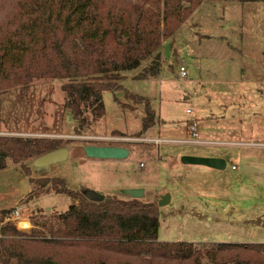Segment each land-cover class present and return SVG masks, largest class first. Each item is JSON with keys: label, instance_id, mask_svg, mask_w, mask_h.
Masks as SVG:
<instances>
[{"label": "rangeland", "instance_id": "rangeland-1", "mask_svg": "<svg viewBox=\"0 0 264 264\" xmlns=\"http://www.w3.org/2000/svg\"><path fill=\"white\" fill-rule=\"evenodd\" d=\"M158 54L160 76L139 79L150 61L124 73V91L104 95L103 119L81 130L66 108L64 81L0 94V136L61 140L69 151L66 162L37 168L31 161L30 176L20 166L1 172L0 212L28 209L22 218L30 222L40 211L66 213L79 202L56 193L21 205L28 197L24 181L31 194L39 190L36 181L60 178L70 190L106 198L144 191L141 201L158 210L160 242L264 244V3L205 0ZM130 94L149 100L156 112V126L147 132L146 106ZM194 123L198 138L190 132ZM87 147L124 148L129 158L89 159ZM184 156L225 159L227 169L184 165ZM167 194L171 204L160 208ZM21 224L10 225L30 234Z\"/></svg>", "mask_w": 264, "mask_h": 264}, {"label": "trees", "instance_id": "trees-1", "mask_svg": "<svg viewBox=\"0 0 264 264\" xmlns=\"http://www.w3.org/2000/svg\"><path fill=\"white\" fill-rule=\"evenodd\" d=\"M204 1L6 0L0 6V94L37 81H64L66 108L79 130L95 125L106 113L104 95L124 91V73L150 61L139 79L161 75L157 53L164 40L172 38ZM134 97L146 106L147 132L156 126V112L149 100ZM61 145V140L50 138L0 136V173L20 166L30 176L28 164ZM35 183L39 190L21 205L50 193L79 204L63 214L37 212L31 222L43 231L28 234L2 226L0 264H264V244L201 247L160 242L154 204L132 198L94 203L81 191L70 190L63 179ZM14 211L2 210L0 220Z\"/></svg>", "mask_w": 264, "mask_h": 264}, {"label": "water", "instance_id": "water-1", "mask_svg": "<svg viewBox=\"0 0 264 264\" xmlns=\"http://www.w3.org/2000/svg\"><path fill=\"white\" fill-rule=\"evenodd\" d=\"M86 156L89 159L100 160V161H124L129 158V151L124 148H113V147H87L84 149ZM69 158V151L67 149H60L51 152L36 159L33 163L34 167L41 168L48 165L66 162ZM184 165L192 166H203L214 170L224 171L227 169V162L221 158H206V157H195V156H184L182 158ZM22 196L26 197L30 194L29 182L24 181L21 185ZM88 200L94 203H102L106 197L98 194L92 190L84 189L81 191ZM132 199L141 200L145 196V192L142 190H127L124 192ZM172 197L167 194L159 202V207L164 208L171 204Z\"/></svg>", "mask_w": 264, "mask_h": 264}, {"label": "built area", "instance_id": "built-area-1", "mask_svg": "<svg viewBox=\"0 0 264 264\" xmlns=\"http://www.w3.org/2000/svg\"><path fill=\"white\" fill-rule=\"evenodd\" d=\"M180 77H182V78L187 77V70L184 67L180 68ZM190 130H191L190 132L192 133V135L195 138H198V128H197L196 123L191 125ZM27 211H28V209H24V208L14 211L10 216L5 218L3 225H10V224L15 225L16 223H20V224L22 223L21 225H24L25 228H27V229L32 228V230L33 229L42 230V229L32 225L31 224L32 222L23 220L22 215L25 214ZM20 221H22V222H20Z\"/></svg>", "mask_w": 264, "mask_h": 264}, {"label": "crops", "instance_id": "crops-1", "mask_svg": "<svg viewBox=\"0 0 264 264\" xmlns=\"http://www.w3.org/2000/svg\"><path fill=\"white\" fill-rule=\"evenodd\" d=\"M170 64H172V62L170 63ZM197 128H198V126H197ZM190 131V130H189ZM198 132H199V130H198ZM187 143H197L196 141H187ZM86 155V154H85ZM100 161V160H99ZM101 162H105V161H101ZM113 162H118V161H113ZM254 244H258V243H254Z\"/></svg>", "mask_w": 264, "mask_h": 264}]
</instances>
